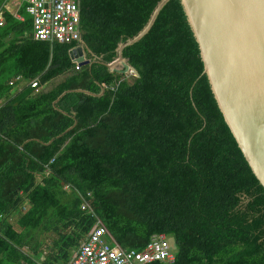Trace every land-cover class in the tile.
I'll return each mask as SVG.
<instances>
[{"label":"trees","instance_id":"1","mask_svg":"<svg viewBox=\"0 0 264 264\" xmlns=\"http://www.w3.org/2000/svg\"><path fill=\"white\" fill-rule=\"evenodd\" d=\"M162 1L83 0L82 42L51 44L34 39L25 5L21 21L0 0V264H69L97 220L82 211L89 194L124 250L165 235L177 248L167 264H264V189L204 75L181 0L124 49L133 82L107 67ZM80 46L102 63L77 71L70 52ZM37 232L55 235L47 254Z\"/></svg>","mask_w":264,"mask_h":264},{"label":"water","instance_id":"2","mask_svg":"<svg viewBox=\"0 0 264 264\" xmlns=\"http://www.w3.org/2000/svg\"><path fill=\"white\" fill-rule=\"evenodd\" d=\"M163 0L147 27L134 39L120 45L118 58L107 67L128 76L132 67L123 51L143 39L162 9ZM188 23L201 51L204 75L225 122L253 174L264 189V0H181ZM84 46L70 52L80 67L102 63L89 60ZM118 63L124 69H116ZM64 93L56 102L66 94ZM73 92H89L77 90Z\"/></svg>","mask_w":264,"mask_h":264},{"label":"built area","instance_id":"3","mask_svg":"<svg viewBox=\"0 0 264 264\" xmlns=\"http://www.w3.org/2000/svg\"><path fill=\"white\" fill-rule=\"evenodd\" d=\"M82 1L5 0L4 9L13 8L15 11L14 16L24 21V18L19 14V10L20 5H25L27 14L33 18V37L36 41H45L51 44H72L82 42L80 29ZM3 12L4 10L0 12V27L4 25ZM76 65V70L79 71L81 67L78 64ZM24 82L25 80L22 77H18L11 81L10 86ZM27 84L34 89H39L40 87L38 80ZM88 198H91V194L88 195ZM88 198L84 200L82 210L93 218H97V220L79 249L74 251L69 264H150L158 261L168 263L175 261V255L172 253L170 244L165 236L155 237L142 252L126 251L120 248V246L115 244V240L110 237L108 229L96 215Z\"/></svg>","mask_w":264,"mask_h":264},{"label":"rangeland","instance_id":"4","mask_svg":"<svg viewBox=\"0 0 264 264\" xmlns=\"http://www.w3.org/2000/svg\"><path fill=\"white\" fill-rule=\"evenodd\" d=\"M13 5L16 6L15 3H13ZM12 7H14V6H12ZM132 71H131V74L127 77V79L130 82H133V80L138 77L137 72L134 69ZM35 236H36L37 240H40V241H42L44 243V246H43V249L42 250L43 251L45 250V253L47 254L48 251H49L50 246H52L53 241L55 240V235H53V234H46V235H44V234H42L40 232H37L35 234ZM169 242H170V245L172 246L173 250L176 251L177 248H176L174 239L173 238H169Z\"/></svg>","mask_w":264,"mask_h":264},{"label":"crops","instance_id":"5","mask_svg":"<svg viewBox=\"0 0 264 264\" xmlns=\"http://www.w3.org/2000/svg\"><path fill=\"white\" fill-rule=\"evenodd\" d=\"M21 6H23V5H20V8H21ZM84 49H85V47H84ZM84 52H85V55H86V57H87V52H86V50H84ZM116 69H118L119 71H122V70L124 69L123 64L118 63V64L116 65ZM127 77H128V76H127ZM127 77H125V78H127ZM64 80H65V77H64V76H63V77H60V78L56 79L55 81L50 82L49 84H47V85L43 86L42 88H40V91H41V92H50V91H52V89H53L55 86H57L58 84L62 83ZM82 211H83V210H82ZM85 213H86V212H85ZM109 235H110V237H112V238L114 239V237H113L110 233H109Z\"/></svg>","mask_w":264,"mask_h":264},{"label":"clouds","instance_id":"6","mask_svg":"<svg viewBox=\"0 0 264 264\" xmlns=\"http://www.w3.org/2000/svg\"><path fill=\"white\" fill-rule=\"evenodd\" d=\"M132 70H133V68H132ZM132 70H131V71H132ZM128 76H129V75H128ZM125 77H127V76H125ZM160 236H165V235H160ZM155 237H159V236H155ZM155 237H154V238H155ZM165 237H166V236H165ZM154 238H153V239H154ZM166 238H167V237H166ZM153 239H152V241H153ZM167 240H168V242H169V238H167ZM169 244H170V242H169ZM149 245H150V244H149ZM149 245H148V246H149ZM118 246H119V245H118ZM170 247H171V251H172V253L175 255V259H176V251L173 250V248H172L171 245H170ZM120 248H121V247H120ZM145 249H146V248H145ZM145 249H144V250H145ZM123 250H124V249H123ZM144 250H143V251H144ZM126 251H127V250H126ZM135 252H137V251H135ZM141 252H142V251H141ZM158 262H160V261H158ZM174 262H175V261H174ZM153 263H156V262H153ZM160 263H165V264H167L168 262H160ZM150 264H152V263H150Z\"/></svg>","mask_w":264,"mask_h":264},{"label":"bare ground","instance_id":"7","mask_svg":"<svg viewBox=\"0 0 264 264\" xmlns=\"http://www.w3.org/2000/svg\"><path fill=\"white\" fill-rule=\"evenodd\" d=\"M133 72V71H132Z\"/></svg>","mask_w":264,"mask_h":264}]
</instances>
